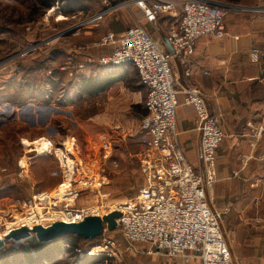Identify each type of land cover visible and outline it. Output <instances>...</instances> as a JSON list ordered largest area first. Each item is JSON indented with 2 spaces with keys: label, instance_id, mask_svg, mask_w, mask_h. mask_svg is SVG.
<instances>
[{
  "label": "rangeland",
  "instance_id": "rangeland-1",
  "mask_svg": "<svg viewBox=\"0 0 264 264\" xmlns=\"http://www.w3.org/2000/svg\"><path fill=\"white\" fill-rule=\"evenodd\" d=\"M133 1L107 0L104 3V0H93L89 11H82L78 7L69 9L66 6L68 0H57L59 5L52 6L54 9L36 6L29 0H0V217L3 218L4 212L12 214L5 222L19 221L24 202L36 192H53L61 181L51 176V171L58 167L54 155L33 159L29 173L31 180L20 176L17 161L23 154L24 140L44 135L55 139L76 136L80 157L85 159L87 150L99 137L110 134L115 138V144L106 170L108 182L104 192L109 195L106 210L113 208L115 203L134 199L143 186L138 153L145 144L140 129L145 111L144 88L138 85L137 72L133 68L112 67L104 72L98 66V58L105 51L101 39L110 28L137 16V25L143 26L150 36L151 27L157 26L160 29L157 33L163 31L160 26L162 16L148 20L142 7ZM214 1L227 5L229 11L237 9L235 6H254L261 2ZM93 6L106 10L105 16L80 34L71 33L76 22L72 15H88V12H94ZM162 33L167 35V26ZM110 81L114 82L109 84ZM103 85L107 89H95ZM140 91L143 100L137 102L136 95ZM87 196L77 199L76 205L95 202L93 195ZM232 224L233 220L224 212L222 229L233 260L240 264L256 261L264 248L261 238L256 235L253 245H244L239 233L230 227ZM63 239H58L63 249L53 243L45 253L57 264L65 263L61 259L66 258L71 263L76 259L81 261L93 250L96 251L93 258L78 264L196 263V259L189 256H173L157 250L149 253L148 245L129 241L118 227L111 231L107 225L103 235L81 240L78 243L80 252L71 258L65 247L69 245ZM5 241L8 245L1 252L5 258L0 259V264L41 263L36 257L39 254H24L22 249L13 247L20 243L21 247L25 245L32 249L26 240ZM104 244L108 248L102 251L99 247Z\"/></svg>",
  "mask_w": 264,
  "mask_h": 264
},
{
  "label": "built area",
  "instance_id": "built-area-1",
  "mask_svg": "<svg viewBox=\"0 0 264 264\" xmlns=\"http://www.w3.org/2000/svg\"><path fill=\"white\" fill-rule=\"evenodd\" d=\"M135 2L148 20L156 19L161 13L178 18L166 37L172 52L161 48L140 25L130 27L119 36L109 32L101 39V46L108 47L109 51L98 58V63L106 67L132 64L148 91L146 113L140 125L145 144L138 153L143 186L134 199L115 203L112 210H106L109 203V195L104 192L108 182L106 170L115 144L110 134H102L87 150L85 159L80 157L76 136L55 139L44 135L24 140L23 154L17 161L20 176L29 178L34 158L54 155L58 167L51 171V176L61 181L53 190L55 196L34 193L24 202L22 218L8 223L12 225L11 230L21 226L31 230L36 225L48 227L56 221L78 223L91 215L103 217L119 210L117 227L122 235L129 241L148 245L149 253L157 250L173 256H189L196 259L195 264H240L233 260L222 229L223 212L212 205L208 195V188L217 177V150L226 134L220 118L210 112L201 89L182 85L173 68L174 61L182 65L189 63L201 38L224 37L228 6L214 0ZM256 10L264 12V6ZM105 12L100 11L90 21L103 18ZM252 55L257 60L264 56V50L253 48ZM180 92L184 94V102L196 111L204 178L188 161L178 142L176 111ZM90 194L94 196V203L76 205L77 199ZM11 217L9 212L0 217L2 235L7 229L5 221ZM32 237H36L35 233H31ZM0 239L5 240L6 235ZM99 248L103 251L108 246ZM90 253L94 255L96 251ZM253 264H264V248Z\"/></svg>",
  "mask_w": 264,
  "mask_h": 264
},
{
  "label": "crops",
  "instance_id": "crops-1",
  "mask_svg": "<svg viewBox=\"0 0 264 264\" xmlns=\"http://www.w3.org/2000/svg\"><path fill=\"white\" fill-rule=\"evenodd\" d=\"M92 1L68 0L66 6L71 10L78 7L82 11H89ZM262 6L264 0L254 6H235L237 9L230 10L226 16L224 37L201 38L187 65L173 62L179 82L201 89L210 112L220 118L226 137L217 150V177L208 188V195L212 205L233 220L234 224L230 227L236 234L239 233L241 243L250 246L254 244L256 235L264 245V56L255 60L252 55L253 48L264 50V12L256 10ZM93 9L94 12H88V15H72L76 22L71 28L75 30L71 33L80 34L84 28L98 22L90 19L101 8L93 6ZM161 16L163 31L157 33L160 29L156 26L151 27L150 32L156 38L153 40L166 49L167 35L162 32L166 26L169 31L178 18L166 13L158 17ZM137 21V16L131 17L126 23L110 28L109 32L122 35L130 27L136 26ZM103 49L104 53L109 51L108 47ZM98 66L104 72L112 69L99 63ZM119 67L133 68L137 72L132 64ZM137 79L146 97L148 91L140 82L138 72ZM136 96V101L142 102L143 92L140 91ZM176 128L180 147L204 178L196 111L192 105L184 102L183 92L179 94Z\"/></svg>",
  "mask_w": 264,
  "mask_h": 264
},
{
  "label": "water",
  "instance_id": "water-1",
  "mask_svg": "<svg viewBox=\"0 0 264 264\" xmlns=\"http://www.w3.org/2000/svg\"><path fill=\"white\" fill-rule=\"evenodd\" d=\"M73 30H75V28L72 29L71 32ZM166 45L168 50L172 52V47L167 41ZM120 215L121 212L119 210H114L105 214L103 217L100 215L88 216L83 221L78 223L56 221L48 227L36 225L31 230L27 226H21L11 230L6 236V240L22 242L24 240L30 239L31 233H35V238L42 243L53 242L55 240L73 235L85 240L95 239L103 235L105 231V225H107L108 230L112 231L116 229L117 218L120 217ZM5 244L6 241L0 239V248Z\"/></svg>",
  "mask_w": 264,
  "mask_h": 264
},
{
  "label": "trees",
  "instance_id": "trees-1",
  "mask_svg": "<svg viewBox=\"0 0 264 264\" xmlns=\"http://www.w3.org/2000/svg\"><path fill=\"white\" fill-rule=\"evenodd\" d=\"M29 1H32L34 3H36V6H42L44 7L45 9L46 8H50L52 6H54L55 4H58L57 3V0H29ZM111 82V83H110ZM109 84H112L114 81H110ZM101 84V83H100ZM104 84V83H103ZM106 87V85L103 87H97L95 88L96 90L97 89H104ZM65 239H63L64 243H68L69 246H65L67 247L66 251L69 253V256L70 258L72 257V255H75L77 254V250L80 249V247L78 246V243L81 241V240H85L83 238H80V237H77L75 235L73 236H68V237H64ZM27 243L29 242L28 246H30L32 249L26 247L25 245L23 247H21L20 243L15 246H13L16 249H22V253L24 254H28V255H32V254H39V255H36V257L38 259H40L41 263L40 264H57L55 263V261L52 260V258L49 257V255H45V253L51 249L53 243L54 245H56L57 247L63 249L62 245H61V240L58 241V240H55L53 242H49V243H42V242H39L35 237H32L30 239H27L26 240ZM86 241V240H85ZM8 244L2 246L0 248V259H4L5 258V254H4V257L3 255H1V252L6 250V247H7ZM59 245V246H58ZM81 250V249H80ZM65 251V250H64ZM68 253H66L68 255ZM40 256V257H38ZM90 257H94V255H88V256H84L81 258V261L84 262L86 261L87 258H90ZM69 261V262H68ZM80 259H76L75 261H73L72 263L70 262V260H68L67 258L66 259H61V262H65L67 264H78V262H81ZM102 259L99 261L101 262ZM63 263V264H65ZM93 264H98V263H93Z\"/></svg>",
  "mask_w": 264,
  "mask_h": 264
},
{
  "label": "bare ground",
  "instance_id": "bare-ground-1",
  "mask_svg": "<svg viewBox=\"0 0 264 264\" xmlns=\"http://www.w3.org/2000/svg\"><path fill=\"white\" fill-rule=\"evenodd\" d=\"M127 65H130V64H127ZM109 168V167H108ZM30 176H31V174H30ZM109 178V177H108ZM30 179V178H29ZM31 180V179H30ZM110 181V180H109ZM56 195V191H54V192H52V193H48V194H46L45 196H47V197H53V196H55ZM126 200V199H125ZM112 204V203H111ZM113 208H110L109 210H112ZM18 220V219H17ZM17 222V221H16ZM11 227H12V225L11 224H7V229L5 230V233L3 234V235H8L10 232V230H11ZM3 235L0 233V237H3ZM90 255H93V253H91Z\"/></svg>",
  "mask_w": 264,
  "mask_h": 264
}]
</instances>
